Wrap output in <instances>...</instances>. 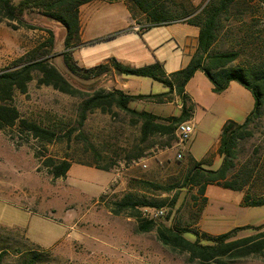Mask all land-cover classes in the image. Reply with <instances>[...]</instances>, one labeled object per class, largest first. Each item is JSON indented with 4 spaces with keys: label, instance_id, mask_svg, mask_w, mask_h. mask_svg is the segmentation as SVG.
Here are the masks:
<instances>
[{
    "label": "rangeland",
    "instance_id": "rangeland-1",
    "mask_svg": "<svg viewBox=\"0 0 264 264\" xmlns=\"http://www.w3.org/2000/svg\"><path fill=\"white\" fill-rule=\"evenodd\" d=\"M210 1L174 0L166 6L176 14L188 9L199 14ZM123 6L100 0L83 7L84 36L88 41L81 50V46L67 49L66 28L38 12L25 16L31 28L15 29L0 22V74L14 69L21 59H49L85 95L74 97L39 85V74H35L26 94H15L13 104L22 117L55 132L57 137L52 143H43L17 129L0 130L3 264H19V249L40 253L36 264H197L190 262L186 253L166 249L158 240L157 229L138 231L141 220H148L144 213L160 209L165 215L155 221L158 226H178L200 234L218 236L240 227L264 226V206L243 205L241 191L211 186L207 206L202 209L199 189L181 188L180 170L189 164V155L206 168L220 169L224 125L234 119L243 124L255 109L252 93L241 84L234 82L224 93L216 94L204 73L198 72L192 78L187 93L193 102V118L188 122L194 126V134L185 143H180L176 134L154 135L146 141L141 124L117 109L111 114L96 109L82 118L85 97L96 90L112 91L124 86L115 81L114 72L90 79L73 75L64 63L66 51L88 69L116 58L132 68L159 62L166 72L174 73L185 68L192 58L186 54L185 40L193 35L192 27L196 26L177 22L140 33L137 30L144 21L143 14L137 10V20L131 21ZM218 28L214 52L239 51L240 59L235 64L264 63V0H238L223 15ZM49 31L53 33V43ZM123 77L128 79L131 94L168 91L165 85L149 78ZM238 106L244 108V114ZM131 108L167 118L182 113V102L174 96L170 103L136 101ZM248 132L252 135L237 148L238 170L253 174L248 186L257 196L264 193V108L262 117L250 124ZM48 158L57 163L71 162L67 176L54 180L44 167ZM111 165L110 172L102 170ZM126 195H132L140 206L136 211L113 214L110 206ZM257 234L258 230L244 229L236 232L234 239ZM184 236L197 240L190 232ZM201 243L211 244L204 237ZM227 262L264 264V255L230 258Z\"/></svg>",
    "mask_w": 264,
    "mask_h": 264
},
{
    "label": "trees",
    "instance_id": "trees-1",
    "mask_svg": "<svg viewBox=\"0 0 264 264\" xmlns=\"http://www.w3.org/2000/svg\"><path fill=\"white\" fill-rule=\"evenodd\" d=\"M98 0H0V22H6L15 29L28 27L25 21L27 13L38 12L45 18L62 24L66 28L67 36L65 46L67 49L81 46L80 33V9L82 6ZM104 2L124 3L136 21V12L139 10L144 17L142 26L138 32L146 29L163 26L171 23L183 22L196 26L199 29L198 45L189 64L174 73L168 74L164 66L156 62L140 68L126 66L116 58H110L106 63L94 68L81 67L74 59L73 54L64 53V63L67 69L80 78L90 79L100 75H108L111 72L119 76H133L149 78L161 83L168 91L156 95H132L123 90L105 89L96 90L92 95L85 97L81 106L82 118L86 119L88 113L100 109L105 114L113 113L114 109L126 113L141 124L143 139L146 141L154 135L176 134L178 125L188 122L193 118V102L186 91L188 83L198 72L204 73L213 84V92L224 93L232 82H237L249 90L256 102L255 109L247 117L243 124L228 121L221 134L219 154L223 160L220 169L206 168L203 163L189 155V164L182 168L183 184L181 188L197 187L203 197L202 209L208 203L206 196L209 186H218L224 189L241 191L244 193L243 205L247 207L264 206V193L255 196L249 188L248 181L252 175H246L245 170H238L237 148L239 143L252 134L248 132L250 124L255 119H260L264 108V63L253 64L243 62L235 64L240 59L239 51L214 52V46L218 39L219 22L223 15L227 14L238 0H211L206 7L195 14L188 9L180 14L169 10L166 6L174 0H102ZM51 43L53 33L49 31ZM39 74V85L51 86L55 90L70 96H85L76 89L54 66L49 59L37 61H25L23 59L15 63V68L0 74V130L17 129L28 138L41 140L43 143H52L57 134L45 129L35 122L24 119L20 111L13 104L16 92L26 94L29 84ZM178 97L182 102V113L179 116L167 118L155 115L147 111H138L131 108L136 101H147L156 104H166ZM191 103L188 106V103ZM140 158V155L137 157ZM128 160L131 156L127 157ZM125 160V161H128ZM44 167L54 180L64 178L70 171L72 164L68 161L57 163L53 158L44 162ZM113 165L102 168L110 172ZM252 172V171H251ZM249 178V179H248ZM140 202L132 195H126L120 202L110 206L115 215L126 211H136ZM201 209V210H202ZM134 217H138L132 214ZM140 218V216H139ZM264 226L240 227L226 234L213 236L207 233L183 231L178 226H158L155 221L141 220L138 231L147 233L157 229L159 242L172 253H186L189 260L197 264H229L227 259H243L252 255H264ZM244 229L258 230L259 234L242 239H234L235 233ZM6 230V229H5ZM190 232L197 236L196 241L188 240L184 234ZM207 239L211 244L204 245L201 238ZM19 264H36L41 254L33 250H18ZM4 255L0 256V264H3Z\"/></svg>",
    "mask_w": 264,
    "mask_h": 264
},
{
    "label": "crops",
    "instance_id": "crops-1",
    "mask_svg": "<svg viewBox=\"0 0 264 264\" xmlns=\"http://www.w3.org/2000/svg\"><path fill=\"white\" fill-rule=\"evenodd\" d=\"M98 1H100V0H98ZM95 2V1H94ZM92 3V2H91ZM105 3H107V2H105ZM90 4V3H89ZM89 4H86V5H84V6H82L81 7V9H80V24H81V33H80V40H81V43H82V46H84L85 45V42H87L88 40L85 38V36H84V34H85V28H84V23H83V18H82V16L83 15H81V11H82V9H83V7H85V6H87V5H89ZM107 4H110V3H107ZM114 4H118V5H120L121 6V4H124V3H114ZM123 8L126 10V11H128V13H129V19L132 21V17H131V14H130V11H129V9H128V7L124 4V6H123ZM192 36H189L186 40H185V46H186V48H188L187 49V51H186V54H188L190 57H192L193 55H194V53H195V51H196V48H197V45H198V37H199V29L198 28H195V27H192ZM82 46L79 48V50H81L82 49ZM84 48V47H83ZM189 60H190V58H189ZM146 62L147 63H150L151 61H149V60H146ZM172 71H167V73L168 74H170ZM197 74V73H196ZM127 80L128 79H125L123 76H118V75H116L115 76V81L118 83V85L120 84V83H122V85L124 86V88H119L120 90H123V91H125L126 93H128L129 92V94H131L130 93V88H129V85H128V83H127ZM191 83V81L188 83V85H187V87H186V91L188 92V86H189V84ZM233 83L234 82H232L231 84H230V86H229V88H231L232 87V85H233ZM228 88V89H229ZM132 95H135V94H132ZM238 109H239V112L241 113V114H244V108L243 107H240V106H238ZM252 113V112H251ZM250 113V114H251ZM249 114V115H250ZM248 115V116H249ZM234 121H236L235 119H234ZM237 122V121H236ZM196 161H197V159H195ZM211 186H209L208 188H207V192H206V196H207V193H208V191H209V188H210Z\"/></svg>",
    "mask_w": 264,
    "mask_h": 264
},
{
    "label": "built area",
    "instance_id": "built-area-1",
    "mask_svg": "<svg viewBox=\"0 0 264 264\" xmlns=\"http://www.w3.org/2000/svg\"><path fill=\"white\" fill-rule=\"evenodd\" d=\"M193 134H194V126L190 122H184L178 125L176 130V135L180 143H185L191 140ZM178 158L182 159L183 155L179 154ZM144 167L146 168L147 166L144 165ZM144 214L146 219L150 221H157L158 219H161L165 215V211L163 209H160V210H154L153 212H145Z\"/></svg>",
    "mask_w": 264,
    "mask_h": 264
}]
</instances>
